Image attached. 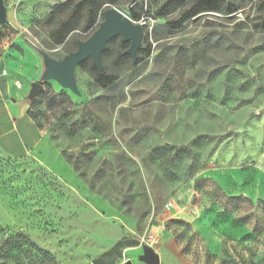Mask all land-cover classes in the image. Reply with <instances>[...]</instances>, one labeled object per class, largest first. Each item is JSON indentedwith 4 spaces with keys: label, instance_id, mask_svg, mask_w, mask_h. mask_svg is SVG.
<instances>
[{
    "label": "rangeland",
    "instance_id": "1",
    "mask_svg": "<svg viewBox=\"0 0 264 264\" xmlns=\"http://www.w3.org/2000/svg\"><path fill=\"white\" fill-rule=\"evenodd\" d=\"M85 1L94 24L69 9L60 44V23L15 18L22 5L0 26V54L18 36L55 60L108 7L143 30L135 61L115 37L102 79L88 59L74 71L79 96L49 81L28 103L43 142L21 161L0 156V264H114L150 234L171 260L264 264V131L252 127L264 112V0Z\"/></svg>",
    "mask_w": 264,
    "mask_h": 264
},
{
    "label": "crops",
    "instance_id": "2",
    "mask_svg": "<svg viewBox=\"0 0 264 264\" xmlns=\"http://www.w3.org/2000/svg\"><path fill=\"white\" fill-rule=\"evenodd\" d=\"M65 1L67 0H3L7 17L11 8L22 5V10L19 8L21 13L18 11L11 13L15 18L46 17L57 5ZM13 44L15 48H6L0 54V156L21 161L33 157L43 142L42 132L27 113L28 91L24 86L26 83L28 85L36 82L39 61L37 53L26 47L18 36L15 37ZM15 82L20 83V88L15 87ZM252 127L264 131V112L253 121ZM153 250L159 256L160 264H191L182 262L174 250L172 251L174 260L165 258V249ZM139 252L137 246L131 247L124 251L121 258L117 259L119 262L115 261L114 264H127L129 261L133 264L132 255L135 253L134 257H138L141 255ZM95 264L101 263L98 261ZM137 264L142 263L137 260Z\"/></svg>",
    "mask_w": 264,
    "mask_h": 264
},
{
    "label": "water",
    "instance_id": "3",
    "mask_svg": "<svg viewBox=\"0 0 264 264\" xmlns=\"http://www.w3.org/2000/svg\"><path fill=\"white\" fill-rule=\"evenodd\" d=\"M202 16V15H201ZM10 23L7 20L6 7L0 0V26ZM115 37H120L122 42L129 43L123 55L136 60L137 51L141 47L143 30L141 24L134 23L129 17L115 7H108L102 12V21L92 34L85 40L76 42V49L66 54L61 60H55L47 53L33 47V50L42 58L44 70L40 82L30 84L27 95L28 101H33L43 90V83L53 81L61 89L68 90L79 96L74 71L84 61L91 59L99 73L102 71L101 55L107 48V43ZM142 253L138 256V262L142 264H160L159 256L148 247H141ZM127 264H132L130 261Z\"/></svg>",
    "mask_w": 264,
    "mask_h": 264
},
{
    "label": "trees",
    "instance_id": "4",
    "mask_svg": "<svg viewBox=\"0 0 264 264\" xmlns=\"http://www.w3.org/2000/svg\"><path fill=\"white\" fill-rule=\"evenodd\" d=\"M77 6V9L79 8H84L86 9L89 14H90V17H91V21L89 23V28L94 24L96 18H97V14L95 11H94V7L93 5L90 3V2H86L85 0H67L65 1L64 3L60 4V5H57L44 19V23H48V22H53L55 24H59V19H60V15L61 14H64L66 13L69 9H73L74 7ZM116 8V7H115ZM102 12L103 10L101 11V17H100V21L98 22L96 28L98 27L99 23L102 21ZM59 17V18H58ZM70 18V17H69ZM72 20L70 19H67L65 22L63 23H60V26L59 28H57L55 30V33H52V37L53 39L57 42V43H62L64 41V39L69 35V33L71 32L72 28L70 27V23H71ZM95 28V29H96ZM94 29V30H95ZM78 40L75 41V45H76V42ZM128 48V47H127ZM76 49V48H75ZM126 50V49H125ZM124 50V51H125ZM74 51V50H73ZM123 51V52H124ZM71 52V51H70ZM123 52H122V55H123ZM69 53V52H68ZM67 53V54H68ZM125 56V55H123ZM85 63V61L80 64V65H83ZM97 78L98 79H102L103 78V75L100 74L98 71H97ZM27 99V98H26ZM28 101V99H27ZM30 103H33L31 101H28ZM28 115L30 117V113H29V110H28Z\"/></svg>",
    "mask_w": 264,
    "mask_h": 264
},
{
    "label": "built area",
    "instance_id": "5",
    "mask_svg": "<svg viewBox=\"0 0 264 264\" xmlns=\"http://www.w3.org/2000/svg\"><path fill=\"white\" fill-rule=\"evenodd\" d=\"M20 83L19 82H15V87L16 88H20ZM165 209L168 212H171L172 210H174V206L172 203H166L165 205ZM158 242V238L157 235L154 234H150L148 237H144L140 240V246H148L150 248L153 249V246Z\"/></svg>",
    "mask_w": 264,
    "mask_h": 264
}]
</instances>
